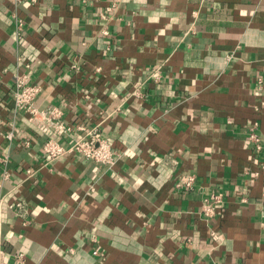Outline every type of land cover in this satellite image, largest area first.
Returning <instances> with one entry per match:
<instances>
[{"label": "crops", "instance_id": "crops-1", "mask_svg": "<svg viewBox=\"0 0 264 264\" xmlns=\"http://www.w3.org/2000/svg\"><path fill=\"white\" fill-rule=\"evenodd\" d=\"M114 1L0 0V118L16 122L0 139L1 264H264V0H121L111 13ZM19 71L43 88L38 107L96 129L116 165L75 154L47 164L46 136L14 111ZM184 174L194 189L176 188ZM213 193L223 203L205 219ZM19 197L28 225L8 207Z\"/></svg>", "mask_w": 264, "mask_h": 264}, {"label": "built area", "instance_id": "built-area-1", "mask_svg": "<svg viewBox=\"0 0 264 264\" xmlns=\"http://www.w3.org/2000/svg\"><path fill=\"white\" fill-rule=\"evenodd\" d=\"M19 2V0H18ZM35 2V0H33ZM121 5V0H115L112 6L108 8L111 13H117ZM102 19L108 20V14H101ZM14 21L15 34L19 41L22 39V32L24 31L25 22L21 19L16 12L12 14ZM102 35L109 37L110 32L106 28L103 30ZM21 61V58H18ZM26 70L30 69L29 63H24ZM160 67L156 68L152 74L154 80L160 79ZM13 91L12 99L15 113L23 114L28 123H30L35 129L44 134L47 141L43 147L42 155L47 164L52 163L58 159L64 158L68 155H80L84 159L94 161L97 163L104 164L110 168L114 167L118 162L120 155L116 150L113 149L110 143L102 139L101 135L96 129L89 130L82 125H71L64 121V111L60 106L50 105L46 108H40L37 105V98L42 92L43 88L40 85L30 83L29 72H16L13 74ZM1 82V78H0ZM136 98H141L142 94L139 90H135L132 93ZM63 103V102H62ZM7 122L0 118V127L4 126ZM16 122H8L7 130L0 133V139L12 141L15 137ZM258 126L254 124L249 129L248 139L255 148L256 151L260 152L263 150L261 140L257 133ZM75 133H81L80 137L75 138ZM72 137L69 147L63 146L58 142L59 137ZM25 147H29L30 143L26 142ZM9 161L8 156L4 153L0 155V162L7 164ZM36 171L28 169L26 171V179L24 182L35 183ZM9 173L5 170L3 174V180H0V208L7 203L8 195L3 194V182L8 179ZM196 178L192 174L181 175L176 181V188L192 190L194 189ZM94 190L91 188L87 195L92 196ZM223 203L221 195L213 193L203 200L201 207V215L205 219H211L218 211L220 205ZM11 211L14 212L15 216L23 222V225H28L29 220V205L28 202L22 198H16L8 204ZM213 235V234H212ZM18 263H23L25 255L18 253L16 255ZM1 264V259H0Z\"/></svg>", "mask_w": 264, "mask_h": 264}]
</instances>
